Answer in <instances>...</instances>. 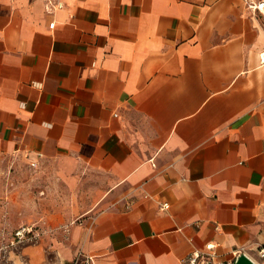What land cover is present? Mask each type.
<instances>
[{"label":"crops","instance_id":"obj_1","mask_svg":"<svg viewBox=\"0 0 264 264\" xmlns=\"http://www.w3.org/2000/svg\"><path fill=\"white\" fill-rule=\"evenodd\" d=\"M263 54L243 0H0V155L97 186L0 264L264 263Z\"/></svg>","mask_w":264,"mask_h":264},{"label":"rangeland","instance_id":"obj_2","mask_svg":"<svg viewBox=\"0 0 264 264\" xmlns=\"http://www.w3.org/2000/svg\"><path fill=\"white\" fill-rule=\"evenodd\" d=\"M96 187L94 179L84 176L78 189H70L52 164L36 163L33 166L23 159L0 155V205L6 208L7 219L28 215L29 208L35 207L42 212L53 209L62 214L72 200L84 199ZM13 231L6 230V244L12 242Z\"/></svg>","mask_w":264,"mask_h":264},{"label":"built area","instance_id":"obj_3","mask_svg":"<svg viewBox=\"0 0 264 264\" xmlns=\"http://www.w3.org/2000/svg\"><path fill=\"white\" fill-rule=\"evenodd\" d=\"M243 2L247 10H249L250 12L254 14H257L264 20V0H243ZM61 7L62 5L59 2H55L54 5L52 6L53 10L60 9ZM167 208H168L167 204H163L161 206V209L163 210ZM38 237L39 235L37 234L36 230H32L31 227L21 226L13 232L11 244L17 245V244H23V243H31V242H34ZM212 248H213L212 245H206L205 250L207 252H204V253L192 252L186 258L183 264H202L205 262L210 263L207 260V257L209 255V251L212 250ZM259 257L262 260H264V250L259 251ZM73 264H92V263H91L90 258H87V257L83 258L82 254H77L75 260L73 261ZM256 264H264V263L262 262V263H256Z\"/></svg>","mask_w":264,"mask_h":264},{"label":"water","instance_id":"obj_4","mask_svg":"<svg viewBox=\"0 0 264 264\" xmlns=\"http://www.w3.org/2000/svg\"><path fill=\"white\" fill-rule=\"evenodd\" d=\"M202 264H210L208 262L202 263ZM227 264H256L251 258H249L245 254H239L234 258V260L231 263Z\"/></svg>","mask_w":264,"mask_h":264}]
</instances>
